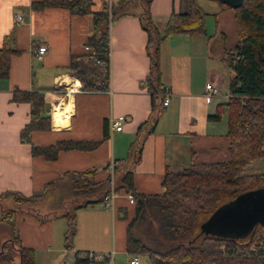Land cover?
<instances>
[{
	"label": "crops",
	"instance_id": "obj_1",
	"mask_svg": "<svg viewBox=\"0 0 264 264\" xmlns=\"http://www.w3.org/2000/svg\"><path fill=\"white\" fill-rule=\"evenodd\" d=\"M32 1L0 0V47L13 50L8 72L0 77V193L10 190L26 196L42 195L46 182L61 180L66 172L92 167L96 168L95 181L104 182L105 190L110 176L107 167L117 160L120 166L113 171L114 187L123 171L131 168L135 191L151 196L163 191L161 182L167 169L227 158L226 116L218 121L208 119L222 93L219 90L211 101L203 95L207 81L219 88L225 73L230 76L222 60L225 34L219 31L215 35L219 15L231 11L233 17L227 4L197 0L207 13L206 34H173L160 39L159 83L168 88L169 101L160 105L153 123L145 124L152 125V130L146 133L145 126L141 129V157L133 163L135 133L150 111V92L146 84H141L150 74V59L147 33L140 24V1H128L125 13L109 23L108 81L105 88L97 89H84L80 82V78L100 82L101 64L90 59L92 48L85 47L92 32V14H71L64 7L32 10ZM103 1L94 0L92 9H100ZM187 5V0L150 1V18L159 35L170 13L186 11ZM15 14L23 20L15 21ZM208 19L214 22L211 31ZM39 45L46 46L40 58L35 55ZM71 56H78L76 69L68 67ZM14 89L43 92L50 110V128L32 131L30 142L19 138L20 129L29 120L30 104L13 101ZM119 116L124 118L117 130L111 122ZM67 139L100 142L92 149L60 150L54 159L31 152L32 144L48 145ZM117 192L113 208L99 201L78 209V245L72 242L70 247L73 258L74 252L81 250L113 251V257L125 253L129 258L132 252L126 250L127 224L135 215L137 200L133 197L134 201L129 202L123 187ZM30 210L34 211L18 209L15 225L21 244L33 248L35 264L37 249L60 252L66 248L64 240L58 247L51 245L55 222L66 218L59 215L61 212H49L39 225L33 215L29 216L33 213ZM152 223L151 232L156 227ZM138 232L145 234V230Z\"/></svg>",
	"mask_w": 264,
	"mask_h": 264
},
{
	"label": "trees",
	"instance_id": "obj_2",
	"mask_svg": "<svg viewBox=\"0 0 264 264\" xmlns=\"http://www.w3.org/2000/svg\"><path fill=\"white\" fill-rule=\"evenodd\" d=\"M131 0H113L108 6L103 1L101 8L93 10L94 0H34L30 7L40 10L47 7H64L71 14H92V32L86 44L92 48L89 56L100 65V82H90L80 78L82 88H105L108 81L109 23L122 13ZM142 5L139 12L140 24L147 33L146 50L150 59V74L141 84H146L150 92L149 118L138 126L136 139L132 144L133 163L141 157V129L148 122L153 123L158 115L164 88L159 83L158 43L160 39L173 34L190 36L205 35L206 12L197 0H187L186 11H172L161 35L156 31L151 18L149 5L151 0H138ZM233 18L238 26V36L229 48H223L222 60L230 71L228 80V97L216 104L208 119L218 121L226 116V137L228 156L224 160L211 162H193L182 169H167L162 179L163 191L147 196L135 191L131 168L123 171L118 190L124 188L136 200V212L127 224L126 250L132 253L146 254L151 264H264V225L256 224L244 235L224 236L204 234L199 239L190 238L195 230V219L203 214H211L220 205L221 195L228 196L227 202L238 194L264 188V172L241 173L242 169L257 158L264 161V0H243L238 6H230ZM12 49L0 47V77L8 72ZM78 56H71L68 67L76 69ZM13 101H26L30 104L28 122L20 129L21 141L30 142L34 130L50 128V110L43 92L14 89ZM146 133L152 130L145 126ZM103 136H107L104 131ZM100 140H58L48 145H31L32 154H41L47 159H54L60 150L92 149ZM120 164L116 166L119 168ZM96 168L70 171L64 174L71 177V188L75 196L82 200L72 205L59 215L66 218L63 234L64 246L70 248L75 234V216L79 208L89 203L102 201L104 182L94 179ZM55 181L44 184V191ZM41 194L30 196L17 191L0 193V198L11 197L16 202L30 203ZM144 202L148 205L145 206ZM155 208L154 223L156 237L167 248L160 250L151 247L140 237L132 233L134 225L143 219V211ZM146 208V209H145ZM17 207H2L5 211L1 217L10 229V237L0 248V264H34V250L23 246L15 225ZM147 212V211H146ZM42 219H44L41 216ZM202 218V217H201ZM193 239V241H192ZM74 257L78 261V254ZM90 264H99L91 262Z\"/></svg>",
	"mask_w": 264,
	"mask_h": 264
},
{
	"label": "rangeland",
	"instance_id": "obj_3",
	"mask_svg": "<svg viewBox=\"0 0 264 264\" xmlns=\"http://www.w3.org/2000/svg\"><path fill=\"white\" fill-rule=\"evenodd\" d=\"M228 10H232L230 6H228ZM208 21L211 23L209 28V31L212 30V27L214 25L213 20L208 19ZM218 26H217V32L215 35L219 33V31H223L225 34V47L224 48H229L231 47L238 36V26L232 17V12L231 11H225L221 13L218 17L217 20ZM224 68L225 65L223 66ZM228 69V67H227ZM226 69V70H227ZM78 73V71L76 72ZM228 80L229 77L225 73V80L223 83L220 84L219 90L221 96V101H225L227 98L228 94ZM219 94V93H218ZM216 100V98H215ZM214 100V101H215ZM225 118V117H223ZM259 172H264V161L261 158H257L253 161H250L241 171V173H259ZM228 196L226 195H221L219 198V201L217 203H220V206L223 204L227 203ZM82 200V196H75V193L73 189L71 188V177H65L61 180L55 181L52 185H49L43 194L39 197H37L35 200L31 201L30 203L26 202H16L13 198L11 197H2L0 198V203L1 206L3 207H17L19 206L20 208L23 209H33L34 211L30 210L33 212L32 214H28L29 216L33 215L35 222L42 224L45 220L41 218V216L49 213V212H63L66 209H71L72 205L75 204L76 202H79ZM217 207V208H218ZM155 208L149 207L147 212L149 214H155ZM5 211L0 209V248L2 244L5 242L8 237H10V229L7 223L1 219L3 216V213ZM147 214V213H146ZM202 217V218H201ZM201 217H197L195 219L194 224L195 230L194 232L190 235V238H196L199 239L202 235L204 234H210V230H212L213 226H211L210 222V214H203ZM156 221L155 217L151 218L150 216L145 215L143 220L141 222H138L136 225H134L132 229V233L140 239L144 237L146 243L150 245L153 248L156 249H166L167 246L164 243H160V240L156 237L157 232L156 230L152 231V222ZM65 222L66 220L63 221H56L55 224V234L53 237V242H52V247H58L60 246L61 242L63 241V232L65 230ZM35 226V225H33ZM36 227V226H35ZM209 229V230H208ZM214 229V228H213ZM144 231L145 234H141L138 231ZM76 239L73 241V245H78V210L76 211V218H75V235ZM143 240V239H142ZM4 241V242H3ZM193 241V239H192ZM77 242V243H76ZM64 245V242H63ZM76 247V246H75ZM76 249V248H75ZM82 251V250H81ZM139 257V264H151L150 260L148 259L146 254H137ZM127 258L128 256L125 253H116L114 256V264H127ZM68 261L72 264L73 261V251L71 248H64L62 247V250L60 252L56 251H44L37 249L35 252V264H63V261Z\"/></svg>",
	"mask_w": 264,
	"mask_h": 264
},
{
	"label": "water",
	"instance_id": "obj_4",
	"mask_svg": "<svg viewBox=\"0 0 264 264\" xmlns=\"http://www.w3.org/2000/svg\"><path fill=\"white\" fill-rule=\"evenodd\" d=\"M228 6H238L243 0H218ZM210 234L240 236L254 225H264V188L238 194L210 214ZM209 230V229H208Z\"/></svg>",
	"mask_w": 264,
	"mask_h": 264
},
{
	"label": "built area",
	"instance_id": "obj_5",
	"mask_svg": "<svg viewBox=\"0 0 264 264\" xmlns=\"http://www.w3.org/2000/svg\"><path fill=\"white\" fill-rule=\"evenodd\" d=\"M108 3V6L111 5L113 0H105ZM14 19L22 21V16L20 14H15ZM88 48V46H85ZM46 50L45 45H39L35 51L36 57L40 58L44 51ZM98 62V61H97ZM165 92H164V97L161 101L162 105H166L169 101V94L167 92V87L163 86ZM204 98L206 101H211L214 96H216L219 92V88L216 84H214L211 81H207L205 83V88H204ZM124 116H119L112 120L111 125L115 129L119 130L121 128V123L123 120ZM119 164L117 160H113L109 163L107 169L109 170V180H108V190L103 194L102 196V202L103 205L107 208H113V200L115 196L117 195V190L114 187L113 184V171L114 168ZM128 200L129 202H133V196L128 193ZM78 257L80 260L76 261L75 257L73 258L72 264H90L91 262H98L99 264H114V257H113V251H92V250H86V251H81L78 254ZM139 263V257L136 253H131L128 260L127 264H138ZM64 264H71L68 261H65Z\"/></svg>",
	"mask_w": 264,
	"mask_h": 264
},
{
	"label": "bare ground",
	"instance_id": "obj_6",
	"mask_svg": "<svg viewBox=\"0 0 264 264\" xmlns=\"http://www.w3.org/2000/svg\"><path fill=\"white\" fill-rule=\"evenodd\" d=\"M64 78H65V79H68L67 77H64ZM65 79H64V80H65ZM58 81H59V80H58Z\"/></svg>",
	"mask_w": 264,
	"mask_h": 264
}]
</instances>
